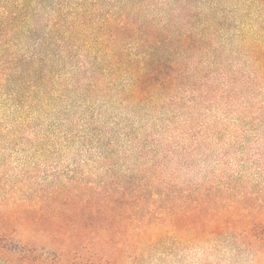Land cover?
Masks as SVG:
<instances>
[{
    "label": "trees",
    "instance_id": "trees-1",
    "mask_svg": "<svg viewBox=\"0 0 264 264\" xmlns=\"http://www.w3.org/2000/svg\"><path fill=\"white\" fill-rule=\"evenodd\" d=\"M57 87L156 115L157 130L125 135L139 171L81 203L0 181V264H143L192 242L264 264V180L228 171L238 150L245 166L264 163V0H0V97L17 123ZM12 134L19 155L25 137ZM119 142L97 136L103 151ZM200 151L224 164L177 180L191 167L175 161Z\"/></svg>",
    "mask_w": 264,
    "mask_h": 264
},
{
    "label": "rangeland",
    "instance_id": "rangeland-1",
    "mask_svg": "<svg viewBox=\"0 0 264 264\" xmlns=\"http://www.w3.org/2000/svg\"><path fill=\"white\" fill-rule=\"evenodd\" d=\"M53 63L54 71L63 72L55 61ZM69 71L65 73L68 75ZM59 91H62L61 87L55 89L50 101L42 99L38 112L32 117L28 114L20 123L16 119L23 116L21 111L12 110L10 101L0 97V181L4 185L1 188L14 185L20 192H27L28 189L46 185L49 191L58 192L62 201L81 203L92 196L95 189L98 191L104 181L118 179L122 182L125 177H130L131 170L137 165V157L134 151L127 152V156L122 153L128 149L125 135L136 133L140 128L156 131L157 126L151 118L158 116L141 118L140 114H127L119 104L111 105L97 96L87 101L80 99L78 93L59 94ZM198 116L201 118V110ZM21 123H25L26 127ZM12 124L15 128L9 130ZM3 129H8L10 135L7 136ZM14 130L25 137V142L20 145L25 150L19 155L15 153L17 135L12 134ZM101 132L120 137L118 144L123 146L122 150L103 151L97 143ZM186 145L189 149L193 148L190 143ZM222 146L218 145L217 151H221ZM106 151L111 154L108 159H104ZM238 152L236 158L231 156L228 171L243 174L254 181L264 180V173H261L264 163L261 168L257 167V163L245 166L239 161L240 150ZM261 152L264 153V145ZM216 155L213 154L206 162H201V151L191 157H181V160L175 161L173 168L188 166L191 169L177 175V180L201 183L209 173L224 164L217 163L219 158ZM136 170L139 171L138 165ZM44 243H40L41 246ZM46 246L53 249L50 245ZM143 264H249V260L238 258L221 245L192 242L178 247L170 244L165 249L155 250Z\"/></svg>",
    "mask_w": 264,
    "mask_h": 264
}]
</instances>
